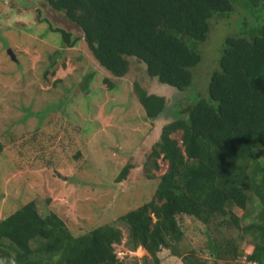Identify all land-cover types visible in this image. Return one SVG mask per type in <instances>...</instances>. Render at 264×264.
I'll use <instances>...</instances> for the list:
<instances>
[{"label": "trees", "instance_id": "trees-1", "mask_svg": "<svg viewBox=\"0 0 264 264\" xmlns=\"http://www.w3.org/2000/svg\"><path fill=\"white\" fill-rule=\"evenodd\" d=\"M43 1L79 27L86 49L114 77L130 71L128 57L133 56L145 64L148 76L183 92L196 79L203 51L211 52L214 59L208 77L196 82L204 83V89L188 99L182 96L167 104L163 95L133 81L135 97L147 118L169 114L144 171L153 177L151 170L159 168V158L166 167L153 195L124 210L117 221L125 226L128 249L142 247L153 264L159 262L157 253L162 248L183 264H194L177 250L183 237L180 215L212 226L208 250L215 260H227L237 249L233 238L218 237L215 229L234 226L240 238L251 241L246 258L264 264V163L260 162L264 149L250 154L256 163L246 177L230 176L237 171L235 156L256 144L264 145V0ZM215 25L228 29L215 33L211 31ZM52 28L58 31L62 46L77 43L71 31ZM103 80L114 86L109 79ZM130 168L125 163L114 180H124ZM248 204L252 208L246 215L233 212L234 206L245 210ZM242 219L248 221L242 225ZM121 238L120 228L108 223L74 234L55 212L39 213L34 200H28L0 219V260L6 264L12 259L16 264H122L113 246Z\"/></svg>", "mask_w": 264, "mask_h": 264}, {"label": "rangeland", "instance_id": "rangeland-1", "mask_svg": "<svg viewBox=\"0 0 264 264\" xmlns=\"http://www.w3.org/2000/svg\"><path fill=\"white\" fill-rule=\"evenodd\" d=\"M217 26L211 31L228 29ZM52 27L71 31L77 43L62 46ZM203 52L196 79L183 92L148 76L145 64L133 56L128 57L130 71L114 77L86 49L81 30L63 12L43 0H0V219L34 200L39 213L55 212L74 234L104 223L119 227L122 238L113 246L122 264H153L142 247L128 249L117 217L153 195L166 162L158 159L151 178L143 165L169 114L147 118L132 83L163 95L167 104L188 99L204 89L196 82L208 77L213 63L211 52ZM174 137L179 139L178 133ZM125 163L131 168L116 182ZM251 208L234 206L233 212L240 217ZM178 222L183 237L177 250L194 264H252L246 258L251 241L240 238L234 226L215 229V235L233 238L237 247L227 260H215L208 250L212 226L186 215ZM157 255V264H183L169 249Z\"/></svg>", "mask_w": 264, "mask_h": 264}, {"label": "clouds", "instance_id": "clouds-1", "mask_svg": "<svg viewBox=\"0 0 264 264\" xmlns=\"http://www.w3.org/2000/svg\"><path fill=\"white\" fill-rule=\"evenodd\" d=\"M216 149H217V147H216ZM260 149H264V145L256 144V146L254 148L249 149L247 152H242L239 156H235L233 169H236L237 171H235V172L231 171L230 176L239 175V177L241 179L246 177L248 172H249L250 165L254 167V165L256 163V161L253 159V156L250 154L257 151V150H260ZM260 162L264 163V160H262ZM225 177H228V176H225ZM250 262H252V264L255 263L253 261H250ZM0 264H6V262L4 260H0ZM7 264H16V261H15V259H12V260L8 261Z\"/></svg>", "mask_w": 264, "mask_h": 264}]
</instances>
